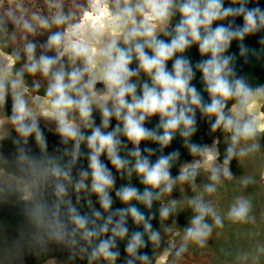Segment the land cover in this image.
Listing matches in <instances>:
<instances>
[{"label":"clouds","instance_id":"1","mask_svg":"<svg viewBox=\"0 0 264 264\" xmlns=\"http://www.w3.org/2000/svg\"><path fill=\"white\" fill-rule=\"evenodd\" d=\"M194 45L206 57L195 63ZM238 56L264 67L261 0H0V206L16 216L0 222V264H180L226 227L247 243L221 246L220 264H264V84L238 72ZM197 113L210 144L193 142ZM45 130L59 138L51 149ZM177 135L190 161L164 153Z\"/></svg>","mask_w":264,"mask_h":264},{"label":"trees","instance_id":"2","mask_svg":"<svg viewBox=\"0 0 264 264\" xmlns=\"http://www.w3.org/2000/svg\"><path fill=\"white\" fill-rule=\"evenodd\" d=\"M225 6H227L226 0H225ZM161 38L167 39L164 37H161ZM198 56H199L198 47L194 45L190 49V60L192 62H194V60ZM134 66L135 65L133 64L132 67H134ZM250 83L253 85L264 84V77L253 79ZM213 135H220V134L217 133V134H213ZM192 139H193V142H196V143H209L211 141V135L209 134V128H208V125L206 122L203 121L200 124V126L198 127V132L193 136ZM221 139H222V137H221ZM262 144H264V139H262ZM223 147H224V145H221V151H223ZM141 149L143 150V148H141ZM262 151H264V149H262ZM180 154H181V162L190 161L192 159L185 148H183L181 150ZM101 159L113 171L114 175L117 176V181H116L117 187H119L121 184L127 183V180H121L120 179L119 175L116 173V170L114 168H112L110 162H108L104 156H102ZM246 167H247L248 172L252 171V167H253L252 164L248 163V164H246ZM231 169H232L233 174L237 175V176L242 175L244 172L243 167L239 166V164L236 160H234L232 162ZM171 171H172L173 175L178 174V169L176 167H174ZM138 183H139L138 180L135 179V177H134L132 180V184L134 186H137ZM249 190L251 191V189H249ZM254 191L256 193V200L258 201L257 211L259 212L261 210H264V188L255 189ZM189 194H191V193L189 192ZM112 195H113V198L115 200L114 193H112ZM231 195H232L231 190H229L225 193H222L221 199L218 202L222 205H225L227 203V201L230 199ZM173 196L176 198H179L180 192L178 190H174ZM93 200H95V197H93ZM118 205H121V203L118 200H115L114 207H116ZM96 207L98 208L99 205H96ZM190 214H191L190 211H185V212H182L178 215L177 220H178V223L181 227H183L187 223V217ZM260 239L262 242H264V226H262V234L260 236ZM213 240L214 241H212V240L209 241V246L206 247L205 249H198L195 246H192V247H190V250H193V253L195 255L201 254V256L209 259L210 264H220L217 257L219 256V248L221 246H234L236 244H246L247 243L246 239H240V240L235 239L234 232H233L232 228H229V227H226L223 230L222 235L220 237H216L214 235ZM120 247H121V253L123 256L124 255L123 245L121 244ZM81 263H83V262H77V264H81Z\"/></svg>","mask_w":264,"mask_h":264},{"label":"water","instance_id":"3","mask_svg":"<svg viewBox=\"0 0 264 264\" xmlns=\"http://www.w3.org/2000/svg\"><path fill=\"white\" fill-rule=\"evenodd\" d=\"M226 1H227V6H228L230 0H226ZM249 6L251 7L253 5H249ZM261 6L264 7V0H261ZM178 20H179V15H177V17L175 18V21H178ZM224 23H226V21ZM242 23H243L242 18H240V17L236 18V24L237 25H242ZM245 44L250 48H258L259 45L257 44V36L247 37L245 39ZM229 53H237V55H238V47H237L236 41H233V43L229 49ZM184 55L190 59V49L186 50ZM204 58H206V57H201L199 54V56L194 60L193 63L198 62L199 60L204 59ZM167 65H168V68L170 69L171 65H172V61H168ZM237 70L240 74L246 75L249 79V82H251L253 79L264 77V67H262L259 62L255 61V59L251 58V57H250V63L244 64L243 58H240L238 56ZM201 75H202L201 73L197 72L196 77L192 82L197 87L198 90H201V88H202V84L200 82ZM203 95H204L205 99H207V94L203 93ZM158 119H159L158 116L152 117L149 122H146L145 126L148 128H153L155 126V124L158 122ZM202 122H203V120L200 119V115H199V113H197V125H198V127L200 126V124ZM122 139H124V138H122ZM146 146L151 147V148H158V145H156L150 141H142L141 142V148H144ZM132 147L133 146L131 144H129V148H132ZM182 149H183L182 138H180L179 135H177V137L172 141L171 145L168 148H165L164 153L167 154L168 152H171L173 150H178L179 152H181ZM157 155H159V153H157ZM151 159L154 161L156 159V157L153 156ZM136 187L138 188V190H143V188L145 186L138 183V185ZM131 203L136 204V201H132ZM136 206L139 207L142 211H145V212L147 211L146 209H144V207L142 205L136 204ZM119 207H125V205L121 204V205L116 206L115 208H119ZM157 208H158V202H154L153 211H155ZM85 210H87V209H85ZM0 213H3V214L15 213V210L12 208H9L7 206H0ZM157 216H158V214H157ZM153 227L154 228L159 227L158 218L153 220ZM129 228H130V230H135L134 226L132 225L131 220H129ZM144 251H149V253H150V248L145 249Z\"/></svg>","mask_w":264,"mask_h":264},{"label":"flooded vegetation","instance_id":"4","mask_svg":"<svg viewBox=\"0 0 264 264\" xmlns=\"http://www.w3.org/2000/svg\"><path fill=\"white\" fill-rule=\"evenodd\" d=\"M10 108H11V100L9 99L8 105H7V111L10 113ZM95 119H96V123L99 124L100 122V117L98 113H94ZM116 124V121L113 120L112 121V126H114ZM43 127V126H42ZM45 134L48 138L49 141V146L50 149L52 148L53 145H56L58 143V137L53 135L52 133H49L45 130ZM211 142V141H210ZM209 142V144H210ZM31 143V142H30ZM11 145L6 143V150L10 149ZM85 166H86V162H85ZM0 222H4L5 224H9V225H15L16 223V216L15 213H7V214H3L0 213ZM58 256H60L61 254L57 253ZM62 258V257H61ZM27 264H36V261L34 259H32L31 257L27 258ZM83 264V263H81Z\"/></svg>","mask_w":264,"mask_h":264},{"label":"rangeland","instance_id":"5","mask_svg":"<svg viewBox=\"0 0 264 264\" xmlns=\"http://www.w3.org/2000/svg\"><path fill=\"white\" fill-rule=\"evenodd\" d=\"M180 264H210V261L206 257L201 256V254L195 255L193 253V250L189 249V254L185 256V258L180 262Z\"/></svg>","mask_w":264,"mask_h":264}]
</instances>
